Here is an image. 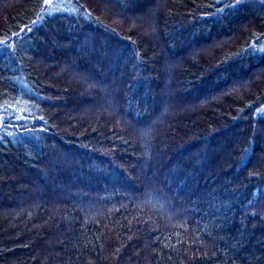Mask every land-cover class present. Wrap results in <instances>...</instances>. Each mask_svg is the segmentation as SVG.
Listing matches in <instances>:
<instances>
[{"label":"trees","instance_id":"16d2710c","mask_svg":"<svg viewBox=\"0 0 264 264\" xmlns=\"http://www.w3.org/2000/svg\"><path fill=\"white\" fill-rule=\"evenodd\" d=\"M0 41V264H264V0H0Z\"/></svg>","mask_w":264,"mask_h":264},{"label":"snow or ice","instance_id":"6c2138e0","mask_svg":"<svg viewBox=\"0 0 264 264\" xmlns=\"http://www.w3.org/2000/svg\"><path fill=\"white\" fill-rule=\"evenodd\" d=\"M44 2H45L46 4L51 5V4L53 3V0H44ZM4 43H5V42L0 41V46H4Z\"/></svg>","mask_w":264,"mask_h":264},{"label":"rangeland","instance_id":"374dc122","mask_svg":"<svg viewBox=\"0 0 264 264\" xmlns=\"http://www.w3.org/2000/svg\"><path fill=\"white\" fill-rule=\"evenodd\" d=\"M153 31V30H152Z\"/></svg>","mask_w":264,"mask_h":264}]
</instances>
